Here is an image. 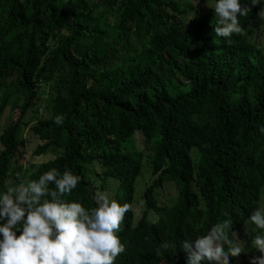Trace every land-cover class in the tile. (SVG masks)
I'll use <instances>...</instances> for the list:
<instances>
[{
  "label": "trees",
  "instance_id": "16d2710c",
  "mask_svg": "<svg viewBox=\"0 0 264 264\" xmlns=\"http://www.w3.org/2000/svg\"><path fill=\"white\" fill-rule=\"evenodd\" d=\"M215 2L0 0V195L70 170L81 180L62 199L91 210L112 179L109 198L131 209L115 264H186L181 242L229 218L243 251L229 264L261 256L252 240L264 230L249 217L264 205V44L250 35L264 0H240L244 33L228 38L215 35ZM164 184L170 205L157 198Z\"/></svg>",
  "mask_w": 264,
  "mask_h": 264
},
{
  "label": "clouds",
  "instance_id": "9594fccd",
  "mask_svg": "<svg viewBox=\"0 0 264 264\" xmlns=\"http://www.w3.org/2000/svg\"><path fill=\"white\" fill-rule=\"evenodd\" d=\"M209 7L216 14L217 37L244 33L238 17L246 16L248 7L240 0H216ZM258 14L264 17V9ZM63 119L58 116L55 123L62 124ZM80 180L70 170L61 174L51 169L38 180H21L9 186L0 195V264H115L125 251L117 233L130 205H121L102 191L95 192L97 206L91 210L62 199ZM249 219L264 230V207L254 210ZM232 225L229 218L213 225L206 235L183 240L180 248L186 253V264H229L230 256L238 257L243 251L235 242L239 238ZM252 246L261 256L253 257L250 264H264V232L253 238ZM170 247L167 241L161 245L163 249Z\"/></svg>",
  "mask_w": 264,
  "mask_h": 264
},
{
  "label": "rangeland",
  "instance_id": "374dc122",
  "mask_svg": "<svg viewBox=\"0 0 264 264\" xmlns=\"http://www.w3.org/2000/svg\"><path fill=\"white\" fill-rule=\"evenodd\" d=\"M191 1L193 2L194 0H191ZM250 36H251L250 37L251 41H254L256 39V41L258 43L264 44V22L258 29L253 30L252 34ZM48 89H49V86L48 87L45 86L44 91L48 92ZM45 95H46V93H45ZM20 100L21 99H19V98H14V103H16L18 101L20 102ZM11 111H12V117L11 118L13 120L18 115V109L12 108ZM48 112L49 111L47 110L46 102L41 101L40 104H38L37 114H39L41 117L45 118V117H48ZM9 113H10V110H9L8 106L2 112H0V125L7 123L8 119H9V117H8ZM26 116L28 118H31L33 116V114L28 113V111H27ZM26 116H25V118H27ZM21 138H22L21 141L23 143V147H21L20 149H24V150L32 149L37 142L35 137H28L27 136V130L26 129H24L21 132ZM147 175H148V173L146 171V173H144L140 177L137 176L136 179L134 180L133 187H134V197L135 198L139 197V195L141 194L142 188L145 185L144 183L147 180ZM99 181H100V177H96L94 180L96 185H98ZM114 185L115 184H114V181L112 179L107 180V183L105 184V186L101 190H102V192H105L107 194L111 193L113 191L112 187H114ZM174 195H175V191H174L173 187L164 184L163 187L160 190H158V197L157 198L160 201V203H163L165 205H170V204H172V201L174 200V197H175ZM135 207H137V206H134V208ZM261 207H264V205H261ZM135 214H136V216H135V219H136V218H138L139 215L137 213H135ZM245 227H248L251 230L253 229V228H251V225H249V224L245 225Z\"/></svg>",
  "mask_w": 264,
  "mask_h": 264
}]
</instances>
